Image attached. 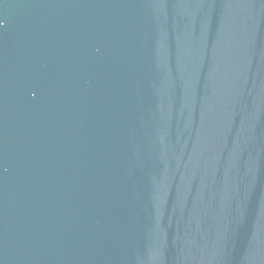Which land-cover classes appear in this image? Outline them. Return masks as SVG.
I'll use <instances>...</instances> for the list:
<instances>
[{
  "label": "water",
  "instance_id": "95a60500",
  "mask_svg": "<svg viewBox=\"0 0 264 264\" xmlns=\"http://www.w3.org/2000/svg\"><path fill=\"white\" fill-rule=\"evenodd\" d=\"M0 264H264V0H0Z\"/></svg>",
  "mask_w": 264,
  "mask_h": 264
}]
</instances>
